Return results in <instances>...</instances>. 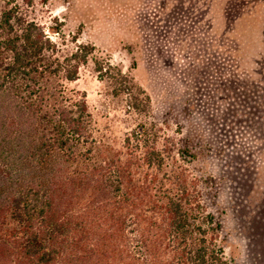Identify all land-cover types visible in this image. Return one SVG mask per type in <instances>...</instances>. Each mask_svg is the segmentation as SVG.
I'll return each instance as SVG.
<instances>
[{
    "label": "rangeland",
    "instance_id": "1",
    "mask_svg": "<svg viewBox=\"0 0 264 264\" xmlns=\"http://www.w3.org/2000/svg\"><path fill=\"white\" fill-rule=\"evenodd\" d=\"M31 4L64 54L94 47L67 87L85 94L96 153L154 145L160 175L182 172L194 184L226 263L264 264V0ZM95 62L121 70L143 94L118 93Z\"/></svg>",
    "mask_w": 264,
    "mask_h": 264
},
{
    "label": "trees",
    "instance_id": "2",
    "mask_svg": "<svg viewBox=\"0 0 264 264\" xmlns=\"http://www.w3.org/2000/svg\"><path fill=\"white\" fill-rule=\"evenodd\" d=\"M31 5L0 0V258L227 264L194 184L182 172L160 175L154 145L122 143L96 153L85 94L67 87L94 47L79 44L64 54L31 17ZM95 72L118 93L143 94L110 63L105 69L95 62ZM135 134L138 140L142 131Z\"/></svg>",
    "mask_w": 264,
    "mask_h": 264
}]
</instances>
